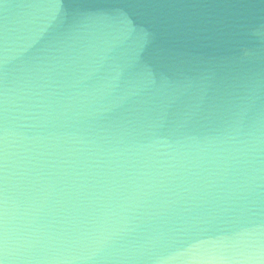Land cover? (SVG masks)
I'll use <instances>...</instances> for the list:
<instances>
[{
	"label": "water",
	"instance_id": "obj_1",
	"mask_svg": "<svg viewBox=\"0 0 264 264\" xmlns=\"http://www.w3.org/2000/svg\"><path fill=\"white\" fill-rule=\"evenodd\" d=\"M0 264H264V0H0Z\"/></svg>",
	"mask_w": 264,
	"mask_h": 264
}]
</instances>
